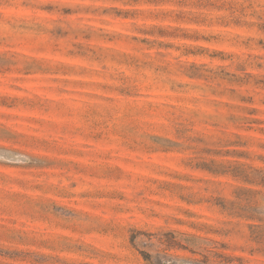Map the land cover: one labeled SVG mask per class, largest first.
<instances>
[{
	"label": "rangeland",
	"instance_id": "1",
	"mask_svg": "<svg viewBox=\"0 0 264 264\" xmlns=\"http://www.w3.org/2000/svg\"><path fill=\"white\" fill-rule=\"evenodd\" d=\"M263 178L264 0H0V264H264Z\"/></svg>",
	"mask_w": 264,
	"mask_h": 264
},
{
	"label": "trees",
	"instance_id": "2",
	"mask_svg": "<svg viewBox=\"0 0 264 264\" xmlns=\"http://www.w3.org/2000/svg\"><path fill=\"white\" fill-rule=\"evenodd\" d=\"M244 181H246L247 183H250V184L255 183L254 180H252V179H250V178H246V180H244ZM260 184L264 185V178L261 180ZM220 207H221L223 210L228 209V208H226L225 204H220ZM240 211H241V210H240ZM242 211H244V210H242ZM248 211H250V212H248V213H251V214H250V215H247V216H242L243 214H240V213H238V214H239V216H241V217H245V218H247V219H249V220H257L258 222H264V220H263L262 218H260L259 216H257V215H261L260 213H262V212L259 213V212H257L256 209H252V208H249ZM251 211H252V212H251ZM236 213H237V212H236Z\"/></svg>",
	"mask_w": 264,
	"mask_h": 264
}]
</instances>
